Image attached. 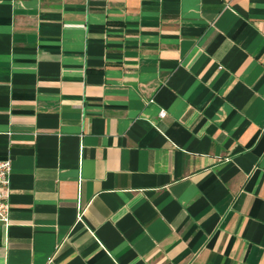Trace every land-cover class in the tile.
I'll list each match as a JSON object with an SVG mask.
<instances>
[{
  "label": "crops",
  "instance_id": "crops-1",
  "mask_svg": "<svg viewBox=\"0 0 264 264\" xmlns=\"http://www.w3.org/2000/svg\"><path fill=\"white\" fill-rule=\"evenodd\" d=\"M8 156L0 264H264V0H0Z\"/></svg>",
  "mask_w": 264,
  "mask_h": 264
},
{
  "label": "built area",
  "instance_id": "built-area-1",
  "mask_svg": "<svg viewBox=\"0 0 264 264\" xmlns=\"http://www.w3.org/2000/svg\"><path fill=\"white\" fill-rule=\"evenodd\" d=\"M165 115L166 112L161 110L159 116L163 118ZM11 173L12 158L8 156L0 160V229L3 232H6L12 223L10 219Z\"/></svg>",
  "mask_w": 264,
  "mask_h": 264
},
{
  "label": "trees",
  "instance_id": "trees-1",
  "mask_svg": "<svg viewBox=\"0 0 264 264\" xmlns=\"http://www.w3.org/2000/svg\"><path fill=\"white\" fill-rule=\"evenodd\" d=\"M0 238H1V229H0Z\"/></svg>",
  "mask_w": 264,
  "mask_h": 264
}]
</instances>
